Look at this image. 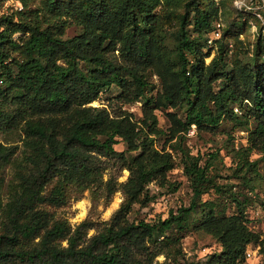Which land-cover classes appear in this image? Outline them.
<instances>
[{"label": "trees", "instance_id": "16d2710c", "mask_svg": "<svg viewBox=\"0 0 264 264\" xmlns=\"http://www.w3.org/2000/svg\"><path fill=\"white\" fill-rule=\"evenodd\" d=\"M18 1L26 9L18 12L19 21L0 18V81L4 84L0 86V132L20 129L24 134L21 154L19 144L0 143V264H151L171 241L168 233L174 228L202 229L218 240L222 251L207 264H238L249 243L259 239L246 225L245 209L249 206L243 208L244 202L233 195L232 201L241 211L223 216L215 211V201H202L210 181V162L200 165L199 157L187 150L183 157L186 174L194 185L191 205L172 212L165 220L127 221L126 213L136 199L144 195L145 206L153 201L144 194L147 185L165 178L174 168V159L150 143V136L163 132L155 107H151L152 97L143 108L148 133L130 115L116 119L107 109L89 105L113 85L122 89L119 97L127 103L144 96L148 81L140 67L150 65L157 42L154 27L146 26L161 0H126L122 9L127 12L123 13H115L120 9H112L113 0H46L52 17L40 15V9L28 11L30 0ZM183 1L167 0L171 5ZM200 6V0L184 3L177 32L180 70L176 84L164 87L160 99L162 105L187 107L182 123L185 130L192 125L214 128L225 115L237 116L240 111L236 105L243 102V90L233 75L217 68L205 74L208 53L204 55L206 46L201 39L215 30L212 22L216 13L199 10ZM71 19L82 25V32L63 39ZM190 26L197 37L191 36ZM16 33L27 34L22 44L12 39ZM7 44L19 50L22 60H10ZM118 44L126 64L109 57ZM189 55L195 63L191 64ZM81 62L94 68L84 69ZM222 78L225 84L216 91L214 83ZM248 78L255 127L250 131L249 145L235 151L234 156L242 167L253 168L255 163L249 158L253 151H259L264 161V65H255ZM240 105L244 110V104ZM118 138L127 144L126 151L115 148ZM127 151H138L129 163ZM100 158L123 162L129 171L124 182L113 178L106 182L109 198L117 191L128 197L110 220H84L73 226L68 220L55 219L42 207L65 204L69 184L101 183ZM6 165L15 170L9 181L1 175ZM199 206L209 208L201 218L196 213ZM91 229L96 232L89 235Z\"/></svg>", "mask_w": 264, "mask_h": 264}, {"label": "rangeland", "instance_id": "374dc122", "mask_svg": "<svg viewBox=\"0 0 264 264\" xmlns=\"http://www.w3.org/2000/svg\"><path fill=\"white\" fill-rule=\"evenodd\" d=\"M125 1H111L112 9H120L115 13L127 12V9H122L125 7ZM185 1L188 0L171 5L167 0H161L153 11L150 25L146 26L154 27V41L157 42L151 52L150 65L140 67L148 81L144 96L138 101L127 103L119 97L122 89L113 85L89 105L107 109L111 117L116 119L130 115L131 120L148 133L149 130L143 123L145 118L143 108L145 102L152 97L154 102L151 107H155L154 113L158 117V127L163 132L150 136L152 137L150 143L162 153H170L174 159V168L166 173L165 178H159L147 185L144 194L152 197L153 201L145 206L142 203L144 195L136 199L126 213L127 221L165 220L172 212L176 213L179 208L191 205L194 185L186 174L183 157V152L187 150L192 156L199 157L200 165L204 166L210 162L207 168L210 181L206 185L207 193L202 195L201 200L215 201L214 209L219 215L231 216L241 211L232 201L235 196L244 202L243 208L245 205L262 206L263 217L246 221L249 230L259 236L258 242L249 243L247 248L251 246L257 249L259 254L250 260L246 259L245 254L238 264H264V161L261 153L255 150L249 157L250 162L255 163V166L244 168L239 158L234 156L235 151L249 145L250 131L255 127L254 108L248 101L253 96L248 71L255 65L258 67L264 65V0H200L199 10L206 8L215 11L213 26L215 27L218 23L222 25L220 39H213L211 34H206L201 39L206 46L203 53L204 55L208 53L204 58L205 74L217 68L216 71L220 73L226 72L233 75L243 90L244 110L241 109L242 103L237 104L239 114L234 117L225 115L218 126L198 128L192 125L187 130L182 125L186 119L187 107L181 104L175 107L166 106L160 101L164 87L177 82V74L180 70L177 32ZM30 9H40V15L44 14L45 17L53 15L46 10V0H30L28 11ZM25 10L18 0H0V18L11 17L17 22L20 18L18 12ZM195 12H192V18ZM66 17V15L63 16L64 19ZM69 21V26L62 35L63 39L72 38L82 32V25L72 19ZM190 34L192 37H197L193 32V26H190ZM26 36L27 34L16 33L12 39L22 44ZM120 47L118 44L115 49L109 51V57L118 64H126L119 51ZM14 48L12 45H6L11 55L10 60H22L21 53ZM220 53H222L221 57ZM189 61L191 64L195 63L194 57L189 55ZM80 64L84 69L94 68L86 62ZM128 79L131 78L128 77ZM224 84L225 80L222 78L214 83V89L218 91ZM3 85L0 81V86ZM234 111L236 113V109ZM191 129L193 131H189ZM23 137L24 134L20 129L0 132V143L19 144V154H21ZM115 148L118 151H126L127 144L118 138ZM137 154L138 151H127V163ZM214 154L215 158H213ZM100 163L103 170L101 183H92L89 186L69 184L66 186L65 204L59 206L45 204L42 207L51 212L55 219L68 220L73 226L84 220L95 222L110 220L127 203L128 197L122 191H117L109 198L106 182L110 178L118 183L124 182L129 176V171L126 168L127 164L116 160L100 158ZM14 173L12 165H6L1 170V175L6 181L11 180ZM56 183L57 178L48 186V193ZM219 187L222 188L220 192ZM253 188L255 193L258 191L257 198L251 199L249 197ZM208 211L207 206H199L196 212L198 218ZM246 211H248L247 208ZM248 215L250 214L245 213V217ZM95 232V229H91L89 235ZM168 235L171 236V241L164 244L163 253L157 255L151 264H207L212 260L213 255L222 251L218 240L202 229L174 228Z\"/></svg>", "mask_w": 264, "mask_h": 264}, {"label": "built area", "instance_id": "2783aa9c", "mask_svg": "<svg viewBox=\"0 0 264 264\" xmlns=\"http://www.w3.org/2000/svg\"><path fill=\"white\" fill-rule=\"evenodd\" d=\"M221 28H222V25L220 23H218L216 25L215 30L211 33V35L213 36V39H218L221 37ZM193 126L195 127V125H193ZM189 131H193V130L191 129ZM250 194L253 196V198H257V194H255V192L250 193ZM261 208H262V206H260V205H256L255 207L250 206L248 208V211L245 212L246 214H250V215L246 216V219L255 220V219L263 217L262 216L263 212H262ZM249 211H252V212H249ZM258 254H259V251L255 248L251 247V246L246 249V259L247 260L254 259L255 257L258 256Z\"/></svg>", "mask_w": 264, "mask_h": 264}]
</instances>
